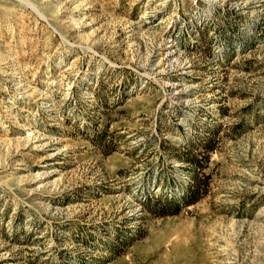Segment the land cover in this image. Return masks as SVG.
Listing matches in <instances>:
<instances>
[{
  "label": "rangeland",
  "instance_id": "rangeland-1",
  "mask_svg": "<svg viewBox=\"0 0 264 264\" xmlns=\"http://www.w3.org/2000/svg\"><path fill=\"white\" fill-rule=\"evenodd\" d=\"M0 264H264V0H0Z\"/></svg>",
  "mask_w": 264,
  "mask_h": 264
}]
</instances>
